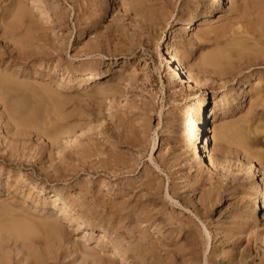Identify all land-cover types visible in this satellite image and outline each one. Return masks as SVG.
<instances>
[{
    "label": "rangeland",
    "instance_id": "obj_1",
    "mask_svg": "<svg viewBox=\"0 0 264 264\" xmlns=\"http://www.w3.org/2000/svg\"><path fill=\"white\" fill-rule=\"evenodd\" d=\"M215 1L0 0V222L20 223L1 241L6 264H264V209L251 214L264 182V43L256 53L225 48L264 23V0H227L213 32L198 38ZM17 7L32 22L15 20ZM139 11L154 22L133 52L120 53ZM167 43L189 54L184 68L204 89L169 81ZM95 64L109 73L71 90L75 74ZM206 97L228 100L219 122L244 126L250 143L210 141L218 170L192 165ZM34 182L45 192H31ZM57 189L76 212L54 207ZM29 219L59 229L23 237Z\"/></svg>",
    "mask_w": 264,
    "mask_h": 264
},
{
    "label": "bare ground",
    "instance_id": "obj_2",
    "mask_svg": "<svg viewBox=\"0 0 264 264\" xmlns=\"http://www.w3.org/2000/svg\"><path fill=\"white\" fill-rule=\"evenodd\" d=\"M226 1L227 0H216L215 1V6L210 11L208 18H205L201 21V23L205 25V30L202 34H198V33L196 34L198 38H202V37L205 38V35H208L209 33L213 32V30L210 28L213 25L211 17L214 13L219 12L222 10V8L226 7ZM136 16L140 18V19L137 18L138 20L136 22L137 23L136 32L132 31L131 34L127 35L128 40H129L128 48H124V46L117 47L118 48L117 50L120 53H124L125 51L133 52L136 44L141 43L142 36L148 34L150 23L153 21V15L148 16L143 11H139L137 12ZM12 17L17 21H19L20 18L22 17H28V19L30 18L29 22H32L29 11H27L25 8L17 7L15 10H12ZM254 28L251 29V31L250 29H248L249 32L247 31V32L241 33L245 35H242V36L240 35V37L239 36L236 37L237 35L234 34L235 36L233 35L231 39L227 40L226 41L227 45L225 44L226 46L225 45L224 46L225 48L227 47V51H229L228 53L229 54L230 53L240 54V53H245V52L256 53L257 50L255 49V46L259 45L260 43H264V23L263 24L260 23L259 29H254ZM121 31H122L121 28L118 27L117 28L118 36L122 40V38L120 37L122 36ZM222 32L223 31L220 32L221 34L220 33L218 34L219 37L220 35H222ZM236 33L239 35L238 31ZM118 42L120 43L119 39H118ZM160 55H161V58L166 61L167 67L170 68L169 74H168V78L170 79L169 80L170 82H172V79L174 76H177L181 78L184 83L189 84V86H192L197 89H204L202 82H200V80H198V78L194 76V74L190 70H186L184 68V64L186 63V58L189 55L186 51L185 52L180 51V50L178 51L171 44L167 43L165 47L163 48V50L160 52ZM222 62L224 61H221V63ZM109 71H110V67L108 66L101 67L99 64L89 66L88 68L82 69L81 71L75 74L74 84L69 87L75 86L74 88H71V90H77L78 92L85 90L86 88H88V86L94 88V86L97 85V83H99L98 80H100L102 76L109 73ZM61 85L66 86L64 84H61ZM227 105H228V100H224L221 103H218L216 100H214V103L212 105L210 98L208 99L206 97L201 102L197 110L195 137L199 143L196 144V148H195L196 155L192 162V165L197 166V169L202 170V166L206 165L211 170L212 169L218 170L219 167H221L222 165V162L221 161L219 162V160L212 155L213 148L210 147V141H213L214 144L216 145L222 142V140L224 141V139L226 141V137H230V140H234L235 142H237V144H240V146L241 145L244 146V149L247 148L245 146L250 144L248 143L249 140H247L248 139L247 135L245 134L247 139H245V135L244 136L242 135L245 129L244 126L242 127L243 129L241 130V128H238L239 126L236 127L234 123L232 124V123H224V122L220 123L219 122V118L216 113L217 109L218 107H221L223 110L226 111ZM237 123H239V121ZM254 131H257V130L255 129ZM209 134H212V135H209ZM82 136H83L82 134L78 136L74 135L72 137L69 136L70 138H67L65 145L68 147L80 141V138ZM154 141L155 142L159 141V138L155 137ZM241 155H243L244 158H247L252 164L253 162L256 161V158L252 154H250V152L248 153V151L246 150H244V152H242ZM190 162H191V158L188 159V163ZM249 169H250V172H252L253 165H251ZM17 181L18 182L27 181V178L25 177L24 174L19 172L17 175ZM30 190L31 192L41 191L42 193H44L45 187L44 185L38 182H34L33 184H31ZM172 191L174 193V187L172 188ZM259 193H260L261 202L256 201L255 207L251 208L252 216L257 215L258 212L262 210V208L264 209V182H263V185H261L260 187ZM62 195H63V191L60 189H57L53 192V194L51 195L52 196L51 198L55 202L54 207L58 206L59 209L61 210V213L65 215H70L72 212H76L75 207H73L71 202L61 201ZM200 200H202V198H200ZM147 211L141 210V211L135 212L136 217L137 216L140 217L141 215H146ZM149 213H150V210H149ZM70 218L72 219V217ZM148 219L149 218H147V220ZM29 220L30 222L28 224V227H26L25 229V230H28V232L22 231V234H20L21 236L23 235L29 236L31 233H37L38 230L36 228H39V227H41V229L42 228H45L46 230L48 229L47 230L48 233L49 232L55 233L59 229V225L57 224L56 221H53V220L52 221H41V222L32 221L31 219ZM41 224L43 226H41ZM19 226H20V223H17L16 221L14 222V219H11L9 224H6V225L0 222V254H3L6 248V246H4L3 242L1 241L5 240L6 238H9L8 235H10L11 232L16 231ZM101 230L102 232H100V237H99L100 240L102 239V237L106 235L107 232H109V228L102 227ZM209 233H212L213 235L216 236V233L214 231L209 230ZM221 254L222 252L219 251L218 255L221 256ZM2 257H0V264H6L5 260H3ZM182 262L180 263L182 264ZM185 263H188V262H185ZM207 264H212V263L209 262ZM217 264H222V262L219 261Z\"/></svg>",
    "mask_w": 264,
    "mask_h": 264
}]
</instances>
